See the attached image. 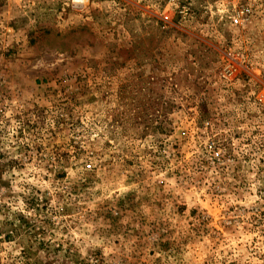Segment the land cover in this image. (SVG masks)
<instances>
[{
    "label": "rangeland",
    "instance_id": "obj_1",
    "mask_svg": "<svg viewBox=\"0 0 264 264\" xmlns=\"http://www.w3.org/2000/svg\"><path fill=\"white\" fill-rule=\"evenodd\" d=\"M225 1L0 0V264H264V0Z\"/></svg>",
    "mask_w": 264,
    "mask_h": 264
},
{
    "label": "built area",
    "instance_id": "obj_2",
    "mask_svg": "<svg viewBox=\"0 0 264 264\" xmlns=\"http://www.w3.org/2000/svg\"><path fill=\"white\" fill-rule=\"evenodd\" d=\"M257 0H226L222 7L226 20L232 27H244L251 23L257 15ZM237 64L230 63L225 66L222 78L226 82H232L238 76ZM214 148L210 145V149Z\"/></svg>",
    "mask_w": 264,
    "mask_h": 264
}]
</instances>
